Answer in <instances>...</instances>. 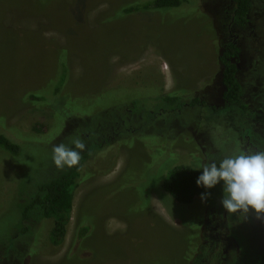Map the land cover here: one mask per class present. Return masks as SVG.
<instances>
[{
    "label": "rangeland",
    "instance_id": "1",
    "mask_svg": "<svg viewBox=\"0 0 264 264\" xmlns=\"http://www.w3.org/2000/svg\"><path fill=\"white\" fill-rule=\"evenodd\" d=\"M134 1L0 0V131L21 150L14 157L0 149V264L260 263L264 220L225 213L220 185L206 202L198 196L179 205L161 183L177 164L199 170L202 161L264 148V0H250L245 23L224 18L229 0L116 15ZM230 37L240 50L245 111L242 103L223 106L215 91L217 50ZM159 90L184 95L152 102ZM208 94L211 101L203 100ZM199 95L203 104L189 106ZM133 101L141 115L121 120L140 127L139 136L123 130L111 136L114 145L96 149L97 136ZM78 128L91 132L88 141ZM243 135L252 138L249 147ZM77 139L90 165L74 191L64 241L49 242L52 220L13 240L25 229L20 201L61 171L52 146ZM81 213L98 236L88 250L73 245Z\"/></svg>",
    "mask_w": 264,
    "mask_h": 264
},
{
    "label": "trees",
    "instance_id": "2",
    "mask_svg": "<svg viewBox=\"0 0 264 264\" xmlns=\"http://www.w3.org/2000/svg\"><path fill=\"white\" fill-rule=\"evenodd\" d=\"M184 2L185 0H136L120 7V9H118L119 13L116 15L123 17L124 15L135 14L138 12H165L167 10L179 8ZM228 4H231V9L229 12H226V15H224V18H226L228 22L233 21V19L242 23L247 22L249 13L251 11L250 0H229ZM224 41H226V39ZM217 65L219 68L217 73V81L219 82V85L217 83L218 88L216 87L215 91L218 90L217 92H221V99L224 104L223 106L230 105L232 103H242L243 105H239V108L243 111L247 110V106L242 102L241 99V84L237 79V74L240 70V50L236 41H234V39L232 41V37H230V42L228 41L227 43H221L220 48L217 50ZM65 81V78L64 80H61V84L56 88L54 96H60L58 94L61 92V86L64 85ZM182 92H171L166 94L159 90V95L157 96L158 98H155V101L152 102H157L159 99L168 102H176L178 100L180 101L184 95ZM30 97L35 101L41 100L37 94H31ZM207 97H209V94L205 95L203 100H205V98L207 101L210 100ZM188 104L189 106L200 107L203 102L201 101V97L199 95L189 100ZM136 107V101L127 102L125 105H123V107H120L121 111L118 113V123L110 126L109 129H106L109 130L107 133H101L97 136L99 140H97V143H95L96 149L100 150L102 147H108L110 144L114 145L115 141L112 142L111 136L116 135L117 137V135L123 132V130L127 132L126 135H129L132 138L139 136L140 127H137V129H135L134 126L123 127V121L121 120L122 118L127 122L129 120L133 122V119H137L141 115V111L136 109ZM116 113L117 112H115V114ZM146 113L151 116L152 119L153 114H151L150 111H147ZM251 128L253 129V127ZM79 130L80 128H78L76 135L81 139L84 138V142L88 141L91 137V132L88 133ZM1 131L3 132L8 130L3 129ZM1 131L0 149L11 156H18L21 151L19 145L12 142L5 135V132L2 133ZM241 139L243 144H246V147H249L252 143V138H250L248 135H243ZM123 142H125V140ZM120 145L122 144L120 143ZM258 151H264V148H256V152ZM90 157L91 155L89 150L83 151L78 165L73 166L72 168H65L57 175L55 174L54 177L33 185L32 193L24 197L25 199L23 201H20L21 218L19 219L21 226H23L25 229H23L20 233L13 234V240L20 237V235L25 236L27 232L29 233V230L33 228L34 224L43 220H52L53 225L49 232V242L54 246L62 244L65 238L67 226L70 221L74 191L78 187L79 182L85 173L84 171L86 170L87 165H90ZM197 176V169L183 163L177 164L170 169V173L161 183V189L177 204L191 205L203 191L202 188H198L196 186L195 181ZM146 195H149V193ZM81 214V219L78 223L77 234L73 240V245L78 243L79 247L84 246L85 250H88L86 247V242L93 239L92 236H95V234H92L91 225L88 221H86L85 214ZM94 238H98V236H95ZM3 251L0 249L1 253H3ZM5 254L6 252L3 253V255ZM223 254H227V252H223ZM259 264H264V248Z\"/></svg>",
    "mask_w": 264,
    "mask_h": 264
},
{
    "label": "clouds",
    "instance_id": "3",
    "mask_svg": "<svg viewBox=\"0 0 264 264\" xmlns=\"http://www.w3.org/2000/svg\"><path fill=\"white\" fill-rule=\"evenodd\" d=\"M85 149V143L79 139L71 141V146L53 145V163L61 170L72 168L78 165ZM198 168L195 183L203 189L200 193L202 202H206L211 190L220 185V206L225 213L244 217L254 213L257 220H264V151L241 150L219 161H202Z\"/></svg>",
    "mask_w": 264,
    "mask_h": 264
},
{
    "label": "flooded vegetation",
    "instance_id": "4",
    "mask_svg": "<svg viewBox=\"0 0 264 264\" xmlns=\"http://www.w3.org/2000/svg\"><path fill=\"white\" fill-rule=\"evenodd\" d=\"M216 62H217V60H216ZM217 66H218V65H217ZM218 70H219V68H218ZM217 83H218V82H217ZM209 239H214V238L209 236L208 240H209ZM226 252H227V251H224V253H226Z\"/></svg>",
    "mask_w": 264,
    "mask_h": 264
}]
</instances>
